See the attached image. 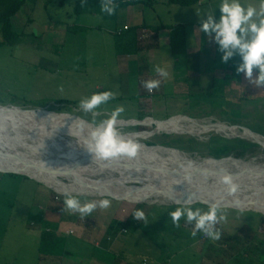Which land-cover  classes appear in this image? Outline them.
<instances>
[{
  "label": "rangeland",
  "instance_id": "obj_1",
  "mask_svg": "<svg viewBox=\"0 0 264 264\" xmlns=\"http://www.w3.org/2000/svg\"><path fill=\"white\" fill-rule=\"evenodd\" d=\"M76 1L28 0L16 15L13 21L15 31L25 33L26 37L18 46L4 45L0 48V106L21 118L47 110L92 125L91 114H85L79 107L81 99L98 92L113 91L115 99L102 106V115L96 119H106L117 106H123L125 112L117 124L122 136L151 133L156 123L178 116L189 117L201 125L223 123L247 128L264 136V87H257L244 74L236 73L239 56L227 64L222 63V54L215 47V42L205 40L208 36L199 31L201 17L206 19L207 14H214L219 20L221 0H199L200 3L198 1L199 4L195 5H202L200 8L175 5L170 0H157L152 7L154 0H141L143 3L139 8H147L144 17L160 16L165 25H176L172 28L177 29L170 33L171 40L175 42L171 49L166 44L168 35H165L167 42L162 43L165 36L161 39L154 33L156 30L149 27L136 31L127 29L120 34L118 31L123 30L124 25L132 23L126 12L120 11L115 19L88 14L76 16ZM240 2L245 7H259V0ZM171 5L174 6L169 13ZM148 24L154 26L156 21L151 19ZM158 39L161 44L157 43ZM157 65L168 71L166 79L154 72ZM257 75L258 71H254L253 78ZM151 79H159L161 84L149 93L143 82ZM61 87L63 91H60ZM6 121L5 127L0 129V142L12 153L27 154L28 160L32 156L41 161H29L40 171L59 173L67 182L74 178L71 171L76 170L89 177L93 175L87 173H98L97 181L107 177L118 178L121 174L113 168L105 172L101 170L100 166L108 161L94 160L92 154L75 159V150L87 147V143H81V138L68 137L58 130L51 131V127L39 130L38 125L32 122ZM229 135L215 131L201 135L161 133L136 142L149 147L177 149L192 159H207L213 157L203 154L207 151L205 144L213 139H240ZM173 140L174 145L178 143L181 146L171 147ZM244 141L257 145L258 149L255 157L243 161H264V149L259 144ZM67 162L78 164L75 170L60 173ZM46 163L51 165L45 167ZM52 164L55 165L52 167ZM179 166L176 168L183 169L182 165ZM28 170L38 174L35 172L38 170L31 167ZM73 196L78 197L81 203L107 198L111 206L106 210L97 208L91 216L82 219L79 213L63 211V194L29 177L0 172V264H48L47 255L59 260L60 257L52 251L57 249L61 256H65L66 240L50 248L46 241L42 242L43 232L51 230L48 233L56 241L57 237H66L67 230L70 234L76 232L75 226L81 231L84 228L85 234H94L102 246L106 241L102 243L99 239L105 238L111 226V230L120 237L118 240L136 249L132 264H264V215L250 209L222 207L227 222L217 226L222 236L213 242L202 233L193 238V225L184 219L180 221L179 228L172 224L169 213L178 206L158 203L135 205L125 200L95 199L78 196L77 193ZM191 207L193 210L200 208L203 212L209 206L194 204ZM43 208L60 219L61 229L52 225L41 233L43 224L39 216ZM136 210H143L148 223L139 221L138 228L131 231V227L136 225L132 216ZM117 227L129 233L120 236ZM97 251L98 248L94 252L88 249L82 254L93 255ZM128 257L133 258L130 254ZM154 258L159 261H154ZM113 262L127 264L122 255L114 257Z\"/></svg>",
  "mask_w": 264,
  "mask_h": 264
},
{
  "label": "bare ground",
  "instance_id": "obj_2",
  "mask_svg": "<svg viewBox=\"0 0 264 264\" xmlns=\"http://www.w3.org/2000/svg\"><path fill=\"white\" fill-rule=\"evenodd\" d=\"M7 119H13L23 123L32 122L38 125L39 130L45 127H51V131L58 130L68 137L74 135L78 139L81 138V143L88 141L92 131V127L90 126H85L81 130L78 121L73 120L74 118L67 117V115H57L43 110L40 113L21 118L17 117L12 110L0 106L1 127H5ZM185 127L188 128L185 129ZM212 131L228 133L233 138L238 137L257 143L264 149V136L258 133L247 130L246 128L230 127L223 123L208 126L201 125L198 121L186 116H178L172 118L170 121L156 123L154 131L151 133L137 132V134L123 137L136 142L138 139L145 141L161 133L201 135ZM78 142L80 144V141ZM139 144L141 148L137 157L133 159L121 157L118 160H112V163L108 161L106 165L100 166L104 172L105 170L107 171L113 168L117 174L121 173L118 178L107 177L103 179L104 181L95 180L99 176L98 173H87L94 176L89 177L83 176L79 170H76L71 171L74 174V178L71 180L68 179L69 181L67 182L59 173L51 174L47 171H40V168L29 163L27 156H25L27 154L23 155L24 158L22 161L26 165L12 158V156L4 157L2 154L0 156V169L16 171L18 173H23V170H25L27 171L26 175L31 179L63 195L67 191L72 195L77 193L78 196L84 195L95 199L110 197L122 201L125 200L135 205L158 203L164 206H181L177 201H180L182 204L191 198V205L204 204L210 206L212 203L219 201L224 208L250 209L264 215V161L240 162L233 159L217 160L213 158L203 159L200 157L192 159L186 153L177 149L163 146L149 147L145 143ZM7 149L10 151L9 147ZM75 151L77 152L74 156L78 160H80L78 158L80 155L90 154L86 147ZM69 156H72V154ZM66 164L60 173L65 172L63 170L74 169L78 163L67 162ZM54 165L52 164V167ZM179 165H182L183 169L176 168L177 166L180 167ZM29 166L32 170H38L35 171L38 174L31 173L28 170L30 168ZM234 174L236 175L234 181L239 185V190L234 196H228L225 192L224 185L219 180L222 175L233 176ZM66 178L69 177L66 176ZM178 182H181L183 186ZM216 188L221 194L215 197L210 196L209 192ZM252 193L253 195H250ZM237 200L240 202L239 206L235 203Z\"/></svg>",
  "mask_w": 264,
  "mask_h": 264
},
{
  "label": "clouds",
  "instance_id": "obj_3",
  "mask_svg": "<svg viewBox=\"0 0 264 264\" xmlns=\"http://www.w3.org/2000/svg\"><path fill=\"white\" fill-rule=\"evenodd\" d=\"M87 4L88 0H80L82 8ZM117 7V0H100V10L108 16H114ZM218 9L221 13L219 20L214 14H207L206 19L201 17L199 31L218 45V51L222 54V63L227 64L231 59L239 56L240 63L236 66V73L244 74L245 78L255 86L264 87V0H259L258 8L251 5L245 7L240 0H221ZM254 71H258L256 78H253ZM154 72L165 79L169 75L168 71L159 65L154 68ZM160 84L159 79H151L144 81L143 87L151 93L157 90ZM60 91H63L62 87ZM113 99H115L113 91H103L80 101L81 110L92 116V125H86L84 121L78 123L81 130L85 126L92 127L90 138L86 142V149L92 154L94 160L112 161L121 157L133 159L137 157L141 148L139 143L125 139L117 128L119 118L125 112L123 106H117L106 119H96L102 115L100 111L102 106L107 105ZM219 182L225 186L228 196H234L239 190V185L231 175H222ZM64 197L63 211L79 213L82 219L91 216L97 208L106 210L111 206V201L107 198L81 203L78 197L67 191ZM177 203L181 206L169 213L175 227L179 228L180 221L184 219L187 224L193 225L191 232L193 238L197 236V233H202L204 237L213 242L221 239L222 232L217 226L227 222L221 202L212 203L208 210L203 212L200 208L193 210L191 198L182 204L180 201ZM235 203L239 206L240 202L237 200ZM132 216L137 221L148 223L143 210H136Z\"/></svg>",
  "mask_w": 264,
  "mask_h": 264
},
{
  "label": "crops",
  "instance_id": "obj_4",
  "mask_svg": "<svg viewBox=\"0 0 264 264\" xmlns=\"http://www.w3.org/2000/svg\"><path fill=\"white\" fill-rule=\"evenodd\" d=\"M156 3H157V0H154L152 7H154L156 5ZM199 3H200V1H199ZM198 4L195 5V7L200 8V6H202V5L199 6ZM173 6L174 5H171L169 13L171 12V9ZM120 11L126 12L130 16V18L132 19L131 24L124 25L123 30L118 31V32H120V34L123 31H125V27H129V29H133L135 31L138 29H142V28H143L142 30H144V29H147L149 27L153 31L156 30L157 32L154 31V33H157V35H160L161 39L163 38V36H165L167 34L168 39H169L168 43H166L167 42L166 36H165V41L162 43H166L167 46H169V49H171L172 46L175 47V42H173L171 40L170 33H171V31L173 33L175 31V29H177V28H172L176 25H170V26L165 25L163 23L164 20H163V22H161L160 16L157 18L150 17V15H148L147 17H144L147 15V8H145V7L139 8L138 6H128L127 8L121 9ZM142 19H144L145 21L140 22ZM151 19L156 21V25L151 26L148 24V22ZM158 21H159V23H157ZM181 27H184V26H181ZM203 36H206V34H204ZM205 38H206L205 40H210L209 37H205ZM157 43L161 44L159 42V39H158ZM215 47L217 48L218 45L216 44ZM39 221L41 224H43V227L41 229V233H42L44 228L49 227V229H50L52 227V225L55 228H58V226L60 229L62 228V225L59 224L60 219L57 218L54 213L47 212V210H45L44 208L42 209V213L39 216ZM135 224H136L135 226L131 227L132 228L131 231L134 230V228H136V229L138 228L139 221L135 220ZM32 226H35V225L33 224ZM74 228H75L76 232H73L72 234H70V233H68L69 230H67L66 237H59V238H63V239H59L57 237L56 241H54L55 245L56 244L58 245L60 243L62 244L66 240L65 256H61L60 252L57 251V249H54V251H52V252L54 253L55 256L60 257V259L58 260L57 257L47 255L46 256L47 257L46 262H49L48 264H115V262H113V258L119 257L120 255H122V259H125L127 264H132V262L135 261L134 258H135V255L137 253L136 249H132L131 246L127 245V243H122L123 241L118 240L120 237L118 238V236L114 233L115 231L111 230V228H112L111 226L109 227L110 231L108 230V233L106 234L105 238H103L102 240L99 239V241L102 243L104 241H106L105 243H103V246L95 240L94 234H90V235L85 234L84 228L82 231L77 226H75ZM123 230L124 229H121L119 231L120 236L129 233V232L123 233L122 232ZM48 231H51V230H48ZM126 231H128V230H126ZM96 248H98V251H97V253H94L93 255H90L87 253L82 254L83 250L89 249L92 252H94V250ZM129 254L133 258L128 257ZM43 259H45V258H43ZM51 259H53V261H51ZM154 261H159V260H158V258H154ZM121 264H124V263H121Z\"/></svg>",
  "mask_w": 264,
  "mask_h": 264
},
{
  "label": "trees",
  "instance_id": "obj_5",
  "mask_svg": "<svg viewBox=\"0 0 264 264\" xmlns=\"http://www.w3.org/2000/svg\"><path fill=\"white\" fill-rule=\"evenodd\" d=\"M198 1L199 0H170V3L189 7L198 3ZM27 2L28 0H0V27L3 37V42L0 43V48L4 45L15 47L22 44L23 39L26 37L25 33L19 34L18 32H16L13 21L16 15L24 8V6H26ZM142 3L143 1L141 0H117L118 7L116 10V14L114 16H108L101 12L100 0H88L87 6L83 8L80 6V0H77L74 12L76 16L88 14L100 16L106 19H115L121 9L127 8L128 6L139 7V5ZM192 140L193 139H190V141ZM181 142L184 143L185 141L181 140ZM173 143H175L174 140L170 143L172 145L171 147L173 148H178L179 146H181L178 143H176V145H174ZM205 147L207 151L203 154L206 155V157H213L215 159L234 157L235 159L241 160L248 159V157H255V155L257 154L256 150L258 149L257 145L244 141L242 139L225 141V139L222 140L218 137L217 139H213L209 143L205 144ZM135 229L136 228H134V230ZM43 235L44 236L42 237V242L46 241V243L51 248V246L55 244V239L51 236L50 233H48V231L43 232ZM41 250H43V248H41Z\"/></svg>",
  "mask_w": 264,
  "mask_h": 264
},
{
  "label": "water",
  "instance_id": "obj_6",
  "mask_svg": "<svg viewBox=\"0 0 264 264\" xmlns=\"http://www.w3.org/2000/svg\"><path fill=\"white\" fill-rule=\"evenodd\" d=\"M20 108V107H19ZM22 109V108H21ZM0 128L2 129V127L0 126ZM243 129V128H242ZM247 129V128H246ZM257 144V143H256ZM6 146L3 144V143H1L0 142V156L2 155V154H4V157H7L8 155L9 156H12V158H15L17 161H19V162H22L23 161V154H20V153H12V151H8V150H6V148H5ZM31 157V159L30 160H28V161H30V162H33V161H37V162H39V163H42L41 161H38V160H36V159H34V158H32V156H30ZM225 159H233V160H236V161H240V162H242L243 160H239V159H235V158H233V157H229V158H225ZM225 159H221V160H225ZM15 162V161H14ZM36 162V163H37ZM34 163V162H33ZM51 165V163H46V165H44L45 167H48V166H50ZM247 170V169H246ZM249 170H250V168H249ZM0 172H2V173H5V174H9V175H15V174H19V175H23V176H26V177H29L28 175H26L27 173V171H25V170H23V173H18V172H16V171H7V170H2V169H0ZM252 175H255V174H252ZM235 174L232 176L233 178H235ZM30 178V177H29ZM225 187V186H224ZM209 194H210V196H218L219 194H221L220 193V191L219 190H217V188L216 189H214V190H212V191H210L209 192Z\"/></svg>",
  "mask_w": 264,
  "mask_h": 264
},
{
  "label": "built area",
  "instance_id": "obj_7",
  "mask_svg": "<svg viewBox=\"0 0 264 264\" xmlns=\"http://www.w3.org/2000/svg\"><path fill=\"white\" fill-rule=\"evenodd\" d=\"M127 29H128V27H126V28H125V30H127ZM122 232H123V233H127V231H126V230H123Z\"/></svg>",
  "mask_w": 264,
  "mask_h": 264
}]
</instances>
